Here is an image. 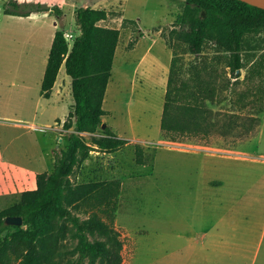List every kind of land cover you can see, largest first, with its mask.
Returning a JSON list of instances; mask_svg holds the SVG:
<instances>
[{"label": "rangeland", "instance_id": "rangeland-1", "mask_svg": "<svg viewBox=\"0 0 264 264\" xmlns=\"http://www.w3.org/2000/svg\"><path fill=\"white\" fill-rule=\"evenodd\" d=\"M13 1L21 4V12L27 10L24 4L41 2L58 6L61 14H6L5 6L13 9L9 5ZM184 4L185 0H0V154L16 164L36 159L37 173L52 172L61 137L74 132L73 125L63 127L74 102L64 66L49 98L42 96L40 88L55 31L64 32L70 48L80 34L76 11L86 6L107 10L99 25L119 31L101 120L127 144L114 151L93 146L70 174L69 182L120 181L114 228L122 241L121 264H195L194 232L210 229L222 219L250 220L258 240L264 225V111L258 137L235 148L172 142L161 137L162 92L173 51L180 57L175 70L181 77L175 84L181 88V82H185L186 92L195 89L190 80L193 70L208 78L201 66L217 69L215 84L222 91L220 96H226V103L209 104L211 109L232 111L237 93L247 91V86L228 84L231 75L225 53L209 44L203 58L195 59L183 42H177L175 17ZM246 39L241 81L249 76L250 61L264 56L263 33L249 34ZM69 121L74 124V118ZM78 134L88 144H92L93 136L103 135L101 128L95 134ZM138 146L141 156L136 151ZM204 158L233 163L235 172L245 174L244 192L248 193L235 196L234 202L229 197L218 198L221 201L217 206L237 209L244 204L248 209L214 214L211 208L216 206V198L204 189V181L211 186L221 182L204 171ZM20 194H13L1 210L15 205ZM65 244L71 251L76 241L68 238ZM252 264H264V236Z\"/></svg>", "mask_w": 264, "mask_h": 264}, {"label": "trees", "instance_id": "trees-1", "mask_svg": "<svg viewBox=\"0 0 264 264\" xmlns=\"http://www.w3.org/2000/svg\"><path fill=\"white\" fill-rule=\"evenodd\" d=\"M9 5L13 9L5 6V13L10 15L33 16L48 11L61 14L58 6L41 2L24 4L27 10L22 12L18 10L21 5L18 2ZM106 16L107 10L103 8H78L76 20L80 34L70 48L62 30L54 33L41 93L44 98L50 97L63 65L71 81L74 101L63 127L73 125L74 132L61 137L52 172L38 173L36 188L23 191L15 205L0 211V264H121L123 261L122 241L114 228L120 181L80 185L69 182L70 174L89 156L93 146L114 151L127 144L126 139L119 138L101 120L119 39L117 29L99 25ZM175 22L179 26L176 41L183 42L189 54L202 59L205 47L213 45L218 52L226 54L231 75L228 84H240L245 89L247 86V91L237 93L232 111L211 109L209 104L226 103V96H220L222 91L215 84L219 77L217 69L213 65L201 66L208 78H202L197 69H192L190 80L195 89L186 92L185 82H181V88L175 84L181 77L175 70L180 57L173 51L160 123L161 137L172 142L231 148L255 139L260 133V114L264 111V56L251 60L249 76L242 81L239 78L245 66L247 35L264 34V10L239 0H185ZM72 118L74 124L69 121ZM98 128L103 135L93 136L92 144L78 134H95ZM136 151L142 155L140 146ZM8 216H20L25 228L5 224ZM68 238L76 241L71 251L65 244Z\"/></svg>", "mask_w": 264, "mask_h": 264}, {"label": "crops", "instance_id": "crops-1", "mask_svg": "<svg viewBox=\"0 0 264 264\" xmlns=\"http://www.w3.org/2000/svg\"><path fill=\"white\" fill-rule=\"evenodd\" d=\"M60 70L57 79L59 78ZM56 83L57 81H55V84ZM167 83L168 74L162 92L163 104L167 91ZM27 128L30 127L28 126ZM201 162H203L204 171L213 174V179H217V181L221 182L220 185L211 186L206 183V180L204 181V189L209 193H214L213 197L216 198V206L211 208L214 214H221L223 211L225 212V210H227L226 213H229L230 210L239 212L240 210L243 211L246 207L248 209V206L244 204L237 209L234 206H228L226 208L217 206L220 205L217 203L221 201L218 198L229 197L234 202L235 196L244 197V194L248 193L244 192L246 190L243 183L245 174L243 172H235L233 163L223 164V162L212 161L207 158L202 159ZM37 165L36 159L33 160V163L16 164L7 160L5 156L0 154V211L13 194L22 193L23 191L19 192L22 189L27 191L36 188V175L38 174ZM223 167L226 169L223 170ZM208 173H206L207 180H209L207 177L210 176ZM223 202L229 201L223 199ZM193 235L197 245L195 246V264H209L207 263L209 260L210 264H212L213 261L215 263L220 262V264H244V262L251 261L252 264L256 261L259 249L262 245L264 225L258 240H256L257 230L254 229L250 220H242L240 222L233 218H231V220L222 219L210 229L205 228L204 231H196ZM254 244L256 247L252 250Z\"/></svg>", "mask_w": 264, "mask_h": 264}, {"label": "water", "instance_id": "water-1", "mask_svg": "<svg viewBox=\"0 0 264 264\" xmlns=\"http://www.w3.org/2000/svg\"><path fill=\"white\" fill-rule=\"evenodd\" d=\"M239 1L264 10V0H239ZM102 128H105V124L102 125ZM5 224L11 226H22L23 219L20 216H8L5 218Z\"/></svg>", "mask_w": 264, "mask_h": 264}, {"label": "built area", "instance_id": "built-area-1", "mask_svg": "<svg viewBox=\"0 0 264 264\" xmlns=\"http://www.w3.org/2000/svg\"><path fill=\"white\" fill-rule=\"evenodd\" d=\"M179 143H181V142H179Z\"/></svg>", "mask_w": 264, "mask_h": 264}]
</instances>
